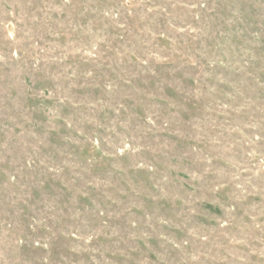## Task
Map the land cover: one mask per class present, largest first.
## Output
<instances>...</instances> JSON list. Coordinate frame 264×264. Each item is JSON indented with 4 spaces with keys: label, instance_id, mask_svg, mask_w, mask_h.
<instances>
[{
    "label": "rangeland",
    "instance_id": "obj_1",
    "mask_svg": "<svg viewBox=\"0 0 264 264\" xmlns=\"http://www.w3.org/2000/svg\"><path fill=\"white\" fill-rule=\"evenodd\" d=\"M0 264H264V0H0Z\"/></svg>",
    "mask_w": 264,
    "mask_h": 264
}]
</instances>
